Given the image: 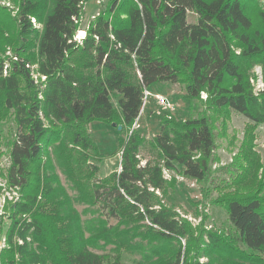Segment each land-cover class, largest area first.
I'll use <instances>...</instances> for the list:
<instances>
[{
    "label": "trees",
    "instance_id": "obj_1",
    "mask_svg": "<svg viewBox=\"0 0 264 264\" xmlns=\"http://www.w3.org/2000/svg\"><path fill=\"white\" fill-rule=\"evenodd\" d=\"M255 1L108 0L80 42L74 35L86 0H14V14L0 8L7 19L0 28L18 43L11 41L8 67L0 59V124L11 118L16 127L3 176L18 193L7 207L0 264H123V251L140 255L135 264H240L239 255L264 254L258 188L211 202L224 208L231 231L196 234L163 202L175 174L197 182L210 175L216 145L208 111L227 109L264 123V89L254 94L244 74L253 65L264 74V28L253 27L249 11ZM189 11L194 22L187 21ZM258 22L264 24L259 7ZM160 83L183 84L187 99L204 92L206 111L184 120L160 114L159 131L148 141L160 162L141 165L145 138L132 126L144 90ZM96 120L124 133L120 169L103 177L89 133ZM164 169L174 175L166 179ZM234 183L240 191L242 181ZM75 204L98 215L82 219ZM202 245L212 254L207 262L196 256ZM107 246L111 252L95 251Z\"/></svg>",
    "mask_w": 264,
    "mask_h": 264
},
{
    "label": "rangeland",
    "instance_id": "obj_2",
    "mask_svg": "<svg viewBox=\"0 0 264 264\" xmlns=\"http://www.w3.org/2000/svg\"><path fill=\"white\" fill-rule=\"evenodd\" d=\"M107 3L108 0H86L78 31H84L86 34L89 23L107 6ZM2 7L5 8L4 11L10 14L16 12L14 0H0V8ZM258 7L264 9V3L258 4V0H256L255 5L250 7L249 11L253 18V27L258 29L259 26L262 29L264 24L261 23L262 25H260L258 22ZM33 19L31 18L32 24L39 27L40 24ZM0 20L3 22L1 26L7 24L5 14L0 15ZM195 20L196 14L189 11L187 21L194 22ZM12 40L13 38L8 31L0 28V59L6 62L4 68L9 65L7 59L13 57L15 53ZM17 44L14 45L17 46ZM30 67L34 73L33 77L38 79L35 70L36 64H30ZM244 74L254 94H258L264 89V74L260 66L246 67ZM149 91L153 94L166 96L171 103V108L161 107L156 99H152L151 103H145L142 106L139 116L135 120L137 121L136 127L132 126L145 138V143L140 146L138 152L141 165H144L146 161L150 163L160 162L157 152L148 143L159 131L157 117L160 114L167 113L176 119L184 120L196 117L201 112L206 111V94L202 92L199 99H187L184 85L181 83H161V86H152ZM208 113L212 116L216 145L215 160L210 165L208 179L197 182L175 174L177 181L163 197V202L167 206L174 209L181 218L189 221L192 227H196V234L199 229H213L219 232L231 231L232 229L224 208L211 203L212 201L232 192L243 193L253 191L256 188H258L257 195L264 199V123L254 124L243 115L227 109H221L214 113L208 111ZM15 128L11 118L0 124V249L7 247L4 240V231L9 224L6 214L7 207L13 200L18 199V193L15 189L8 187L3 176L9 164L7 140L11 139ZM89 133L102 155L99 161V176L119 171L121 157L119 144L120 138L124 136L123 131L113 126L112 123L96 120L89 124ZM56 172L68 193L73 195L74 192L70 188L69 182L58 167H56ZM163 174L166 179H170V175H174V172L164 169ZM209 178L212 180L211 184ZM236 180L237 182L242 181L239 184L241 185L240 191L236 190L237 185L234 183ZM214 185L216 186L213 187ZM207 189L209 194L204 197L203 193H206ZM75 207L81 213L82 219H91L98 215L96 212L83 213L84 205L75 204ZM108 222L114 224L116 220L108 217ZM181 244L184 249V239H181ZM206 247L202 245V251L196 255L199 262H207L209 255H212L211 252L209 254L204 252ZM241 248L244 249V246ZM95 251L98 253L111 252L110 246ZM139 258L138 253L122 252L123 264H135ZM235 260L240 264H264V254L239 255Z\"/></svg>",
    "mask_w": 264,
    "mask_h": 264
},
{
    "label": "built area",
    "instance_id": "obj_3",
    "mask_svg": "<svg viewBox=\"0 0 264 264\" xmlns=\"http://www.w3.org/2000/svg\"><path fill=\"white\" fill-rule=\"evenodd\" d=\"M81 32H83V33H81ZM84 37H85V32L84 31H78V33L76 32V34L74 35V39L75 40H78V42H80ZM149 99H151V100L152 99H156V101L158 102V104L161 107L165 108V109L171 108V103L167 99L166 96L159 95V94H153L149 90L145 89L144 90L143 105L145 103H147ZM135 120H137V118ZM136 123H137V121H134V124H133L134 127H136Z\"/></svg>",
    "mask_w": 264,
    "mask_h": 264
},
{
    "label": "crops",
    "instance_id": "obj_4",
    "mask_svg": "<svg viewBox=\"0 0 264 264\" xmlns=\"http://www.w3.org/2000/svg\"><path fill=\"white\" fill-rule=\"evenodd\" d=\"M162 84H163V83H162ZM157 85H158V86H161V83H160V84H157ZM153 86H156V85H153ZM151 87H152V86H151ZM151 102H152V100L149 99L147 103H151ZM137 118H138V117H137ZM103 176H105V175H103ZM103 176L100 175V177H103Z\"/></svg>",
    "mask_w": 264,
    "mask_h": 264
},
{
    "label": "water",
    "instance_id": "obj_5",
    "mask_svg": "<svg viewBox=\"0 0 264 264\" xmlns=\"http://www.w3.org/2000/svg\"><path fill=\"white\" fill-rule=\"evenodd\" d=\"M112 125L115 126L114 123H112ZM117 128H118L119 130H121V126H120V125H118Z\"/></svg>",
    "mask_w": 264,
    "mask_h": 264
},
{
    "label": "bare ground",
    "instance_id": "obj_6",
    "mask_svg": "<svg viewBox=\"0 0 264 264\" xmlns=\"http://www.w3.org/2000/svg\"><path fill=\"white\" fill-rule=\"evenodd\" d=\"M81 33H83V32H81Z\"/></svg>",
    "mask_w": 264,
    "mask_h": 264
}]
</instances>
